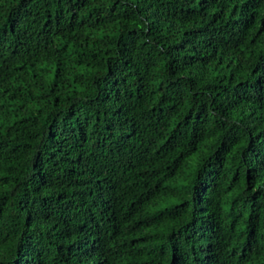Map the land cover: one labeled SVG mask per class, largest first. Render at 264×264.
Instances as JSON below:
<instances>
[{"label":"trees","instance_id":"obj_1","mask_svg":"<svg viewBox=\"0 0 264 264\" xmlns=\"http://www.w3.org/2000/svg\"><path fill=\"white\" fill-rule=\"evenodd\" d=\"M0 264H264V0H0Z\"/></svg>","mask_w":264,"mask_h":264}]
</instances>
